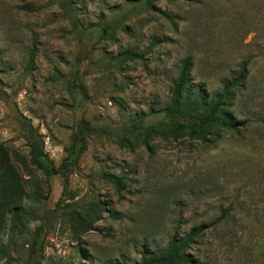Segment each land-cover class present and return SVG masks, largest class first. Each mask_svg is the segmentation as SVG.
<instances>
[{
    "label": "rangeland",
    "instance_id": "1",
    "mask_svg": "<svg viewBox=\"0 0 264 264\" xmlns=\"http://www.w3.org/2000/svg\"><path fill=\"white\" fill-rule=\"evenodd\" d=\"M188 57L206 102L246 65L237 131L162 110ZM0 162V264H139L216 220L190 264H264V0H0Z\"/></svg>",
    "mask_w": 264,
    "mask_h": 264
},
{
    "label": "trees",
    "instance_id": "2",
    "mask_svg": "<svg viewBox=\"0 0 264 264\" xmlns=\"http://www.w3.org/2000/svg\"><path fill=\"white\" fill-rule=\"evenodd\" d=\"M196 1V0H195ZM139 55L134 51L125 50L123 52L117 53L116 58L120 62L126 60H135ZM191 59L188 57L182 61L178 76L175 80V86L171 92L169 105L164 107L162 110L168 116L179 114L181 116L189 115V113L198 110L200 105L208 106V111L204 116L199 118L197 123V131H193L196 138L201 142H210L209 137V127L216 126L222 128L226 131H237L239 129L238 122L230 115L228 110L225 108L226 100L232 99L234 95V89L242 83L246 78V65L243 64L239 74L231 79L230 81L224 83L221 90L215 93L212 100L206 102L203 91L201 89L190 91L187 89V83L189 81V76L191 72ZM153 108L149 107L147 113H152ZM145 114L139 113L134 119L143 120ZM152 132V128H149L147 135ZM28 145L30 147L31 161L36 163L38 166L45 168L47 172H51L50 167L43 164L41 158V148L39 147V142L36 137L31 134L29 137ZM4 166V162H0V167ZM15 199H10L6 189H0V213L11 211L15 217L19 212V205L14 202ZM5 208H8L5 210ZM102 209V206H100ZM98 215H95L92 220H97ZM220 220H216L213 223H202L200 225L194 226L186 234L179 236L178 234H173L164 247L150 251L144 248L141 251V259L139 264H190L192 262L191 256L188 253V248L191 244L195 243L199 238H201L204 233L212 226L211 224H218ZM91 229V226H87Z\"/></svg>",
    "mask_w": 264,
    "mask_h": 264
}]
</instances>
